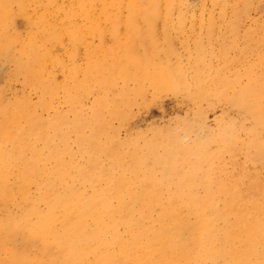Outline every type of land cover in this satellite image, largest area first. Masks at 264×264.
<instances>
[{
    "label": "bare ground",
    "instance_id": "obj_1",
    "mask_svg": "<svg viewBox=\"0 0 264 264\" xmlns=\"http://www.w3.org/2000/svg\"><path fill=\"white\" fill-rule=\"evenodd\" d=\"M190 4L189 0H0V54L13 63L10 77L21 79L38 98L33 101L25 93L9 98L0 88V199L14 203L19 197L28 202L33 184L38 190L45 187L29 202L24 219L33 215L51 234L60 229L59 241L66 249L79 242L77 254L84 264H264V177L252 178L235 156L245 148L248 155L264 160V141L260 143L255 132L242 142L226 123H218L220 128L206 135L201 125L194 129L187 122L189 132H194L191 139L185 141L172 132L159 142L141 139L140 134L122 139L112 122L126 115L143 82L188 83L187 77L177 80L167 65L152 63L156 55L145 39L155 23L164 26L175 13L181 24L193 21ZM16 14L24 15L36 33L26 38L10 33L5 26L15 31ZM76 18L83 25H77ZM121 20L127 37L120 44ZM142 23L147 25L144 30ZM106 33L115 45L97 47L85 69L72 68L71 88L59 83L55 67L64 71L67 64L52 54L57 48L53 43L64 45L71 39L83 44L89 35L103 40ZM135 37L143 47L141 55L134 48ZM13 43L22 45L12 50ZM118 81L126 88L136 86L114 94ZM92 88V117L74 122L78 132L73 149L70 135L42 116L48 115L61 91L64 101L79 102ZM102 111H106L103 117ZM260 124L264 126V121ZM66 154L69 160L63 163ZM52 160L59 162L50 169L47 164ZM65 247L59 253L64 257ZM45 249L42 253L48 252ZM39 256L41 264L56 263L54 256L44 260Z\"/></svg>",
    "mask_w": 264,
    "mask_h": 264
},
{
    "label": "rangeland",
    "instance_id": "obj_2",
    "mask_svg": "<svg viewBox=\"0 0 264 264\" xmlns=\"http://www.w3.org/2000/svg\"><path fill=\"white\" fill-rule=\"evenodd\" d=\"M222 1L189 0L191 8L188 14L194 13L193 21L187 19L181 24L175 13L164 26L161 21L153 25L154 31L146 36L147 40L145 39L146 46H149L156 55L152 56V63L167 65L174 71L177 80L181 81L180 79L185 77V80L188 78L186 80L188 83L175 84V87L174 84L152 86L149 82H143L139 88L141 93L134 95L133 104L126 115L112 119L122 139H135L140 134L141 139L145 136L161 142L167 140V135L177 132L186 141L191 139L194 133L188 130L190 122L194 129L201 125L202 134L207 135L209 130H218L220 128L218 123H226L233 133L240 135L238 140L242 142L248 139L250 131L256 133L260 143L264 141V126L260 124V120L264 121V0ZM14 21L15 31L10 25L5 26L8 31L10 29V33L25 38L30 33H36V28L29 24L24 15L16 14ZM75 22L79 26L83 25L80 18H76ZM121 22L117 24L120 44L124 43L127 37L125 21ZM108 24L110 23L104 27H108ZM146 26L142 23L140 28L144 30ZM140 39L142 42L144 37L141 36ZM138 40L139 37H135L133 44L141 55L143 47L138 45ZM53 44L57 48L52 54L59 55L67 64L64 71L55 67L56 79L71 88L74 78L70 75V70L74 67L85 69L97 47H112L115 40L106 33L103 40L95 35H89L83 44L71 39L65 40L64 45ZM21 45L13 43L11 49L18 50ZM154 46L157 52L153 50ZM168 48L172 50L166 54L165 49ZM6 57L5 53L0 54V88L4 89L6 97L21 96L25 93L33 96V101H37L36 93L24 87L21 79L10 77L13 63ZM134 86L136 85L131 83L126 88L125 84L118 81L113 92L115 94L122 88L132 91ZM94 90L86 91L79 102L64 101V93L61 91L54 98L48 115L44 113L42 116L46 122L54 120L60 131L70 135L73 149L76 147L73 139L78 132V129H75L77 124L74 122L77 119L84 122L92 117ZM101 115L105 116L106 111H102ZM249 125L254 127L250 128ZM89 127L90 124L85 126L84 130ZM212 147L216 153L214 143ZM245 150L242 148L235 154L238 164L252 178L262 179L264 160L254 154L248 155ZM229 159L226 152L225 161L228 169ZM62 160L63 163L68 161L69 155L66 154ZM57 162L59 161H48V168L57 166ZM240 166H237L238 170ZM44 190L45 187L38 190L33 184L28 191L30 201L32 199L35 201V197H40ZM30 201L24 202L19 197L14 203L0 199V264H41L42 262L38 260L39 255L42 260L49 258V255L54 256L56 261L54 264H84L77 254L79 242L66 245L69 247L66 249L60 242L62 236L60 229L54 228V234H51L45 227L39 225L33 215L30 216L31 219L27 217V221L24 219ZM40 202L39 208L43 210L44 202ZM61 247L66 249L65 257L59 254ZM43 248H47L48 252L42 253Z\"/></svg>",
    "mask_w": 264,
    "mask_h": 264
}]
</instances>
